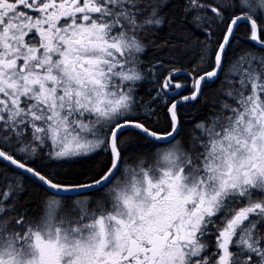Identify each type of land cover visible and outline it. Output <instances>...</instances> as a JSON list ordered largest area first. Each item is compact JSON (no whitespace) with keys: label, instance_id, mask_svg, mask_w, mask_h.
I'll list each match as a JSON object with an SVG mask.
<instances>
[{"label":"snow or ice","instance_id":"obj_1","mask_svg":"<svg viewBox=\"0 0 264 264\" xmlns=\"http://www.w3.org/2000/svg\"><path fill=\"white\" fill-rule=\"evenodd\" d=\"M0 264H264V0H0Z\"/></svg>","mask_w":264,"mask_h":264}]
</instances>
